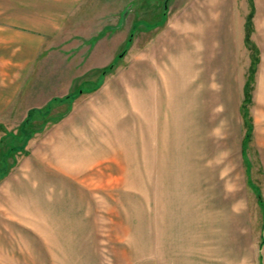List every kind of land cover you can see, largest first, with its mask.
<instances>
[{
  "label": "rangeland",
  "instance_id": "374dc122",
  "mask_svg": "<svg viewBox=\"0 0 264 264\" xmlns=\"http://www.w3.org/2000/svg\"><path fill=\"white\" fill-rule=\"evenodd\" d=\"M76 1L0 0V249L11 250L0 251V259L5 253L14 261L0 264H264V0H229V72L222 107L205 120L211 132L194 134V119L180 113L159 119L158 127L157 118H143L140 135L133 115L119 119L116 104L88 120L93 136H111L108 152L83 156L65 146L51 155L45 146L56 128L110 80L133 76L136 50L188 20L190 31L198 28V0H86L82 7ZM252 3L251 38L261 62L249 105L253 135L244 140ZM60 18L58 29L48 25ZM7 34L59 35L45 39L21 76ZM75 34H95L93 46L108 34L128 42L111 68L99 70L87 39ZM126 96L133 106L134 94Z\"/></svg>",
  "mask_w": 264,
  "mask_h": 264
},
{
  "label": "crops",
  "instance_id": "0c3cea01",
  "mask_svg": "<svg viewBox=\"0 0 264 264\" xmlns=\"http://www.w3.org/2000/svg\"><path fill=\"white\" fill-rule=\"evenodd\" d=\"M75 3L82 7L84 3L88 5L89 2L77 0ZM197 4L199 6L198 28H192V31H190L191 20H188V18H191L190 13H192V16L195 14L194 7L192 12L189 10L188 12L190 13L184 14L182 22L188 20V24H184L182 28H178V26L172 27V29L164 32L165 34H161L158 39L154 40L149 47L142 51L136 50L134 65L129 71L130 74L133 73V78L131 77L127 80L124 77H118L110 80L103 91L97 94L92 102L78 107L73 115L70 118L68 117V120H65L56 128L53 139L45 146L47 149H50L51 155L53 152L55 154L59 149L62 150L65 146L68 149L73 147L79 155L83 156L87 155L90 151L95 154L104 150L108 152L107 141L111 140V136L109 139L105 137V134L98 135L97 138L93 136V134L87 131L90 123L88 120L90 114H93L94 118L100 117L104 115L105 110H108L110 107L111 109L114 106L116 107V104H119L117 108L121 107L122 109L119 111V119H122V114L125 112L133 115L140 135L143 133V118H149L151 123L157 118L156 124L158 127L159 119L173 118L175 114L178 115L180 113H182L183 118L188 119L190 117L194 119V134L206 135L213 130L212 126H208L209 124L205 120L211 108L213 109L214 107V110H216L218 107H222L221 87L223 86L224 69H226L227 73L229 72L228 63L224 60V57H226V54H224V47H226L224 34L229 35V27L227 25L229 21V0H198ZM74 5L70 7L71 10L74 8ZM76 16H78L77 12ZM81 17V22H84L85 17L82 12ZM61 18L59 20L49 19L48 25L55 27V30L58 29V23L62 22ZM46 26V29L52 30ZM38 27L41 28L43 26L38 25ZM224 28H226L225 32ZM58 35H6L9 39L7 42L12 44L13 53L16 54V64L18 66L23 64L18 67L19 70H22L21 76H24L28 71L32 56L41 54L43 51L45 39L47 37L56 38ZM75 35L87 39L86 45L95 36V34ZM116 35L108 34L106 37L99 38L95 46L88 45L91 47L90 55L92 57L90 61L92 67L106 70L114 63L113 60L116 61L120 57V49L123 48V45L125 46L128 40L125 39L122 42L113 40ZM2 38L5 39L4 37ZM229 39L230 35L228 41ZM76 47L79 48L78 43ZM224 63L225 67L223 66ZM128 81H130V85ZM227 83L228 86L231 85L229 80ZM18 87L17 90L16 87H13L14 93L18 92ZM217 89H219V93ZM128 90L134 94L133 106L131 107L129 106L130 100L126 96V91ZM71 92L72 90H68L65 97ZM213 101L214 104L212 103ZM83 123L88 124L84 125ZM97 124L105 125L102 121ZM113 125L116 128L120 127V121H116ZM187 125H190V123ZM188 129L190 130L189 126ZM241 152L243 154V146ZM51 155H49V159L52 160V163H57L51 158ZM2 243L6 244L9 241ZM20 246V243L13 242V252L21 253ZM41 246L46 247V242H43ZM0 251L4 252L5 250L2 251L0 249ZM5 252L11 253V250L8 249ZM43 252L45 253L44 250ZM19 260L25 261L27 259ZM11 262L14 261L10 257H7V254L2 253L0 263Z\"/></svg>",
  "mask_w": 264,
  "mask_h": 264
},
{
  "label": "trees",
  "instance_id": "16d2710c",
  "mask_svg": "<svg viewBox=\"0 0 264 264\" xmlns=\"http://www.w3.org/2000/svg\"><path fill=\"white\" fill-rule=\"evenodd\" d=\"M251 2H254V0H251ZM254 16H255V5L254 3H252V11L248 15L247 21H246V43L248 47L250 48V50L252 51V57H251V65L249 69V74H248V77L246 79V83L244 86L245 98L241 105L243 121H244V124L247 126V129L244 135V140L250 139L253 135L254 124H253V118L250 113L249 105L253 103V91L255 87L254 85L256 83V75H257V71L259 68V64L261 62L260 49L257 46V44L253 42L251 38L252 33L254 32V23H253ZM112 66L113 64L109 68H111ZM58 100H61V99H58ZM31 114L32 112H30V115Z\"/></svg>",
  "mask_w": 264,
  "mask_h": 264
}]
</instances>
